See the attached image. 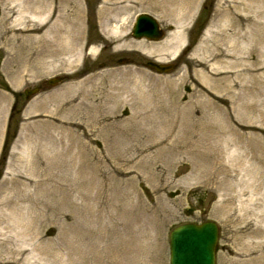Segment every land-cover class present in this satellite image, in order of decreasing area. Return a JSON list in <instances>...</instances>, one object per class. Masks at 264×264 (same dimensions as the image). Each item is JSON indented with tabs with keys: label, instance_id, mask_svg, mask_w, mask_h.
I'll list each match as a JSON object with an SVG mask.
<instances>
[{
	"label": "rangeland",
	"instance_id": "obj_1",
	"mask_svg": "<svg viewBox=\"0 0 264 264\" xmlns=\"http://www.w3.org/2000/svg\"><path fill=\"white\" fill-rule=\"evenodd\" d=\"M46 1L81 31L52 67L10 39L0 0V259L29 264L30 243L53 251L32 264H169V233L206 221L216 264L264 255V0H195L185 17L182 0ZM141 13L161 40L131 38Z\"/></svg>",
	"mask_w": 264,
	"mask_h": 264
},
{
	"label": "bare ground",
	"instance_id": "obj_2",
	"mask_svg": "<svg viewBox=\"0 0 264 264\" xmlns=\"http://www.w3.org/2000/svg\"><path fill=\"white\" fill-rule=\"evenodd\" d=\"M9 1L11 2V7L7 10L4 17L6 21H10L11 25L13 27L15 26L16 28L13 29L11 26L12 31H10V39L17 42L29 40L32 42V44L36 45L34 48L36 59H34V61L47 58L49 59V62H45L44 65L52 67L54 62H56L59 57L66 58L71 54L82 51L80 21L78 19H75L74 17L73 20H70L68 14L56 15L55 9L53 10L52 6H50L46 0ZM150 1H152L150 2V5L148 2H144V4L148 5V8L152 10L157 9L158 6L162 7L163 9H169V5L171 3L175 4V0ZM194 2L195 0H182L180 2L181 8L179 9V14L181 17H185L188 14L191 5L194 4ZM179 4H176V6ZM26 19H28V21H30L32 24H27ZM240 24L241 20H238L236 26L239 27ZM176 39H178L179 42L173 47L172 52L170 53V58L176 56L179 48L184 45L183 42H181V37L177 36ZM91 50L93 51L94 48H91ZM263 56L264 54L262 53V57ZM31 59L32 57L28 60ZM258 64L264 65V62L258 61ZM37 66H39L38 62L36 64V67ZM18 84L19 81H15V86ZM234 131L236 132V130ZM233 142L236 144L239 142L244 143V136L242 134L236 133ZM248 142L249 141L246 142V146L248 145ZM38 248L40 249L41 253L48 254L52 252L53 254L52 247L50 246L40 245L33 248L30 243H25L20 250V254H24V252L26 253V257L23 258L24 261L28 260L29 264H32L30 261H35ZM254 248L255 247H248L245 250V252L253 258L252 260H249L248 264H264V255L257 256ZM0 264H12V262H7V260L2 261L0 259Z\"/></svg>",
	"mask_w": 264,
	"mask_h": 264
},
{
	"label": "water",
	"instance_id": "obj_3",
	"mask_svg": "<svg viewBox=\"0 0 264 264\" xmlns=\"http://www.w3.org/2000/svg\"><path fill=\"white\" fill-rule=\"evenodd\" d=\"M134 38L156 40L161 36L155 20L148 15H140L133 26ZM147 67L157 72H168L171 65L148 62ZM54 84V81L50 82ZM35 91H26V97ZM217 241V227L214 223L201 225L185 224L170 233V264H214Z\"/></svg>",
	"mask_w": 264,
	"mask_h": 264
}]
</instances>
